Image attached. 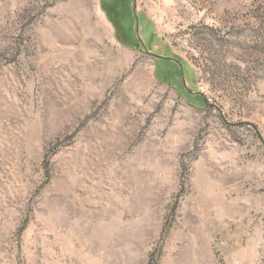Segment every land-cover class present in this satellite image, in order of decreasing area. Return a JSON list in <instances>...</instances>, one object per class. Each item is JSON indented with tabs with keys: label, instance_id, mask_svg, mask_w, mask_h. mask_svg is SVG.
I'll list each match as a JSON object with an SVG mask.
<instances>
[{
	"label": "rangeland",
	"instance_id": "1",
	"mask_svg": "<svg viewBox=\"0 0 264 264\" xmlns=\"http://www.w3.org/2000/svg\"><path fill=\"white\" fill-rule=\"evenodd\" d=\"M118 2L0 0V264H264V0Z\"/></svg>",
	"mask_w": 264,
	"mask_h": 264
},
{
	"label": "trees",
	"instance_id": "2",
	"mask_svg": "<svg viewBox=\"0 0 264 264\" xmlns=\"http://www.w3.org/2000/svg\"><path fill=\"white\" fill-rule=\"evenodd\" d=\"M102 5H103L104 10L109 15V17L115 22V25L118 30V37L121 40V42L124 44H129V45L132 44L135 39V31L131 26L126 25L124 23L125 22L128 23L129 20L131 19L134 20V12L130 11V9H128L126 6H123V5L120 6V3L118 2V0H102ZM122 31L125 32V35H126L125 37L123 36ZM140 40L143 41V39H140ZM152 40L150 41L149 46H151V43L154 41ZM163 70L164 72L157 74L158 78L165 83H170V84L174 83L173 76L175 72L173 71V69L170 68L169 66ZM183 70H184V66L181 65V69H179V72L182 75L183 79H185L184 74H182Z\"/></svg>",
	"mask_w": 264,
	"mask_h": 264
},
{
	"label": "water",
	"instance_id": "3",
	"mask_svg": "<svg viewBox=\"0 0 264 264\" xmlns=\"http://www.w3.org/2000/svg\"><path fill=\"white\" fill-rule=\"evenodd\" d=\"M139 32V27L137 28V33Z\"/></svg>",
	"mask_w": 264,
	"mask_h": 264
}]
</instances>
